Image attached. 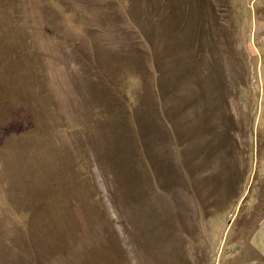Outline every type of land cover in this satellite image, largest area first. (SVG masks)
Segmentation results:
<instances>
[{"label":"rangeland","instance_id":"rangeland-1","mask_svg":"<svg viewBox=\"0 0 264 264\" xmlns=\"http://www.w3.org/2000/svg\"><path fill=\"white\" fill-rule=\"evenodd\" d=\"M260 228L264 0H0V264H218Z\"/></svg>","mask_w":264,"mask_h":264},{"label":"crops","instance_id":"crops-1","mask_svg":"<svg viewBox=\"0 0 264 264\" xmlns=\"http://www.w3.org/2000/svg\"><path fill=\"white\" fill-rule=\"evenodd\" d=\"M238 247L234 253L229 249H222L218 264H264V229L256 231L255 235L241 241L235 238L230 242L224 240V245ZM231 252V253H230Z\"/></svg>","mask_w":264,"mask_h":264}]
</instances>
